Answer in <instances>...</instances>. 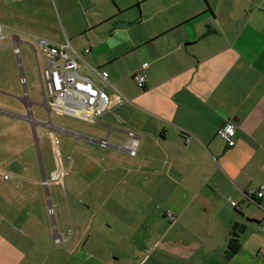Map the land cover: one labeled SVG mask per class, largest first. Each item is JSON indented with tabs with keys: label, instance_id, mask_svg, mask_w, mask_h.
Returning a JSON list of instances; mask_svg holds the SVG:
<instances>
[{
	"label": "crops",
	"instance_id": "0c3cea01",
	"mask_svg": "<svg viewBox=\"0 0 264 264\" xmlns=\"http://www.w3.org/2000/svg\"><path fill=\"white\" fill-rule=\"evenodd\" d=\"M27 1L0 0L12 26L68 41L77 73L129 102L97 124L44 103L46 121L24 117L38 158L0 178V264H264V0H48L49 15L35 0L18 10ZM18 34L0 48L30 47ZM227 124L232 147L217 136Z\"/></svg>",
	"mask_w": 264,
	"mask_h": 264
},
{
	"label": "rangeland",
	"instance_id": "374dc122",
	"mask_svg": "<svg viewBox=\"0 0 264 264\" xmlns=\"http://www.w3.org/2000/svg\"><path fill=\"white\" fill-rule=\"evenodd\" d=\"M30 3H33V0L18 4L20 9H17L28 12ZM35 4L44 10L45 15L51 13L48 0H35ZM12 12L13 9H6L0 2V18L5 19V24H2L5 26L3 34L21 33L18 36L23 38L25 44L32 43L31 37L39 36L21 32L18 26H12L19 24V20L11 17ZM39 13L43 14L40 11ZM54 13L57 16L56 11ZM2 44L4 41L0 39V45ZM18 50L17 57L12 47L0 48V178L3 177L4 171H13L15 167L19 169L27 167L30 163L35 165L37 162L38 155L31 124L24 117L31 111L34 120H47L34 54L27 44L18 46ZM39 61L43 65L41 58ZM50 118H53V114H50ZM43 135L44 131L37 128V139ZM45 143L44 140L40 141V156L45 171L48 172L47 156L50 148L47 149L46 146L45 149Z\"/></svg>",
	"mask_w": 264,
	"mask_h": 264
},
{
	"label": "built area",
	"instance_id": "2783aa9c",
	"mask_svg": "<svg viewBox=\"0 0 264 264\" xmlns=\"http://www.w3.org/2000/svg\"><path fill=\"white\" fill-rule=\"evenodd\" d=\"M4 38L3 26L0 24V39ZM32 43L29 46L34 54L36 68L38 71L39 83L41 85L44 106L48 117L50 114L66 116L79 119L89 124H97L100 117L111 108L118 107L129 100L116 92L113 96L106 94L97 88L89 79L77 73L81 54L74 50L70 43L56 44L42 37H31ZM16 55H19L18 47L14 48ZM89 50H83L87 53ZM39 58L44 62L40 64ZM147 64L133 74V80L140 89L145 87V69ZM95 71V70H94ZM104 82L108 81V74L105 71H95ZM236 127L227 124L217 130V136L226 143L228 147L234 145ZM129 139L125 149L129 156H135L137 140L133 133H128ZM99 143L102 147L107 145L106 139L101 138ZM8 174L3 175L7 180ZM49 182L44 180L43 185ZM255 193V192H254ZM253 192L247 194L250 199ZM255 195L260 198L263 195V186ZM230 205L236 207L235 201L230 200ZM170 220L175 218L169 215Z\"/></svg>",
	"mask_w": 264,
	"mask_h": 264
},
{
	"label": "trees",
	"instance_id": "16d2710c",
	"mask_svg": "<svg viewBox=\"0 0 264 264\" xmlns=\"http://www.w3.org/2000/svg\"><path fill=\"white\" fill-rule=\"evenodd\" d=\"M237 226L239 228V225ZM238 228H235V225H233L228 230V239L224 250V257L226 260L236 254L241 247L240 236L237 230Z\"/></svg>",
	"mask_w": 264,
	"mask_h": 264
},
{
	"label": "water",
	"instance_id": "95a60500",
	"mask_svg": "<svg viewBox=\"0 0 264 264\" xmlns=\"http://www.w3.org/2000/svg\"><path fill=\"white\" fill-rule=\"evenodd\" d=\"M244 226V225H243ZM240 233H242L241 231H240Z\"/></svg>",
	"mask_w": 264,
	"mask_h": 264
}]
</instances>
